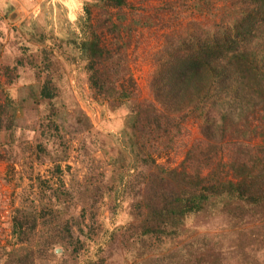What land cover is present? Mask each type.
<instances>
[{
    "label": "trees",
    "instance_id": "1",
    "mask_svg": "<svg viewBox=\"0 0 264 264\" xmlns=\"http://www.w3.org/2000/svg\"><path fill=\"white\" fill-rule=\"evenodd\" d=\"M78 1L82 11L75 28L54 17L64 40L37 19L9 28L0 17L6 88L0 135L8 136L2 161L14 166L24 157L15 147L26 143L35 162L53 164L61 173L60 164L68 160L65 135L80 133L86 154L112 152L114 165L128 155L134 173L125 182L121 175L122 188L132 180L145 184L127 208L128 220L110 234L112 242L122 232L123 264H264V145L248 142L264 136V0H234L227 20L171 37L151 82L154 100L142 105L132 100L135 81L124 45L104 36L116 37L120 27L111 16L93 17L94 10H122L128 0ZM0 8L6 16L12 11L9 0ZM76 66L90 89L113 105L99 136L83 114L69 115L77 104L66 70ZM30 112L35 123L26 122ZM192 116L204 122L206 149L199 155L205 174L198 167L193 173L162 168L150 153L153 143L171 146ZM35 129L40 139L30 145ZM216 132L222 134L218 147L210 143ZM219 151L226 153L224 160ZM86 181L97 191L102 187L93 176ZM62 186L37 177L19 197L11 211L10 241L0 245V264H104L94 221L82 226L78 218L66 219L74 196ZM113 192L116 208L118 191Z\"/></svg>",
    "mask_w": 264,
    "mask_h": 264
},
{
    "label": "rangeland",
    "instance_id": "2",
    "mask_svg": "<svg viewBox=\"0 0 264 264\" xmlns=\"http://www.w3.org/2000/svg\"><path fill=\"white\" fill-rule=\"evenodd\" d=\"M2 1L0 0V2ZM233 1L128 0L129 6L122 10H108L106 13L105 11H93L94 20L96 18L103 20V17L111 16L114 23L120 27L116 37L113 35L104 36L112 44L118 41L120 47L124 45V50L121 49V51L126 54L128 66L135 81L132 96L134 103L142 105L153 102L151 82L159 70L162 60L161 51L170 38L193 32L197 24L201 26L213 25V23L227 20L233 12L229 7L233 5ZM9 4L12 5V11L8 16L4 15L3 8H0V17L6 20L4 22L9 28L17 27L25 21L37 19L46 24L47 32H51L61 40H64V36L61 31H58V28L53 27L54 17L57 18L58 15H61L68 19L75 28L77 17L82 11V4L78 0H9ZM13 12L16 15L11 19L10 16ZM11 51L14 50L11 49ZM72 69L66 70L67 80L72 94L70 98L76 102L77 109L71 110L69 115L74 118L78 113L83 114L90 122L92 133L99 136L106 128V110L112 108L113 105L107 104L103 97L98 96L90 89L83 68L76 66ZM5 90V79L0 67V105L4 103L3 92ZM209 112L207 116L216 119L217 124L220 125L219 116L212 111ZM33 113L25 115L27 123L36 122ZM238 125L242 128L241 123ZM35 127L37 129V126ZM214 127L218 128L219 126ZM203 128L202 119L196 116L189 117L182 127L181 134L174 138L171 146H161L154 142L155 147L150 149V153L152 152L151 155L156 163L166 170L177 169L180 171L185 168L188 173H193L198 167L205 174L203 169L205 163L199 155L200 153L204 154L206 149ZM36 129L31 132L34 134V139L28 141L30 145L34 143V140L40 139L41 131ZM221 137L222 134L216 132L210 143L218 147ZM65 139L68 144V160L60 164L61 173L54 170L55 165L53 164L35 162L34 155L30 153L26 143H22L23 147L20 145L15 147V154H24V157L22 160H16L14 166H8L0 157V245H7L10 241L11 211L18 207L19 197L25 192H30L35 179L41 177L49 181V185L53 188L63 184L62 187L74 196L70 205H66L69 209L66 219L78 218L82 226L89 224L90 220L94 221L96 239L101 237L98 242H101V256L104 259V264H123L127 250L121 244L122 232L118 231L112 242L109 241L110 234L116 227H120L124 221L128 220L126 218L127 208L133 198L138 196L136 193L140 194L145 189V184H137L131 179L128 187L125 183L124 188L119 184L122 174L125 182L126 179H129V173H134V170L130 169L131 162L129 164L128 155L122 157L114 165L112 152H107L103 156L99 152L86 154L85 150L81 151L83 146L80 144L82 140L80 133H68L65 135ZM227 140H231L230 135H226L225 141ZM6 142H8V136L0 135V156L4 152L1 145ZM248 142L253 146L264 145V136L257 135ZM23 149L26 150L24 153ZM141 153L144 155V151ZM212 155L214 156L215 152ZM218 155V158H222V160L226 158V153L223 151H219ZM15 158L18 157L15 156ZM195 158L199 161H196ZM142 171H147V169L142 168ZM91 176L102 185L98 191L95 190V187L88 185L86 181ZM86 188H91L88 195ZM92 191H95L98 197H92L90 194ZM113 191H118V207L116 208L112 198ZM123 198L124 201H122ZM60 253L58 251V254Z\"/></svg>",
    "mask_w": 264,
    "mask_h": 264
},
{
    "label": "water",
    "instance_id": "3",
    "mask_svg": "<svg viewBox=\"0 0 264 264\" xmlns=\"http://www.w3.org/2000/svg\"><path fill=\"white\" fill-rule=\"evenodd\" d=\"M15 15H16V13L13 12V13L11 14L10 18L13 19V18L15 17Z\"/></svg>",
    "mask_w": 264,
    "mask_h": 264
}]
</instances>
